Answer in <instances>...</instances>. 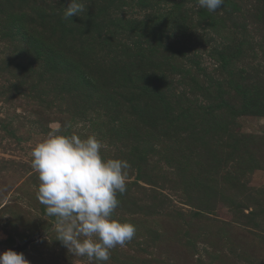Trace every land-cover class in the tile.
<instances>
[{"label":"rangeland","instance_id":"rangeland-1","mask_svg":"<svg viewBox=\"0 0 264 264\" xmlns=\"http://www.w3.org/2000/svg\"><path fill=\"white\" fill-rule=\"evenodd\" d=\"M0 0V252L97 264L55 239L32 149L59 129L126 159L103 264H264V0Z\"/></svg>","mask_w":264,"mask_h":264},{"label":"clouds","instance_id":"clouds-1","mask_svg":"<svg viewBox=\"0 0 264 264\" xmlns=\"http://www.w3.org/2000/svg\"><path fill=\"white\" fill-rule=\"evenodd\" d=\"M201 8L216 11L224 0H198ZM85 0H70L63 19L85 17ZM102 142L90 135H66L55 130L31 152V166L38 173L37 199L55 217V239L74 256L103 264L110 250L124 246L136 233L134 224L113 216L119 205L117 193L126 192V159H104ZM0 264H30L23 252H0Z\"/></svg>","mask_w":264,"mask_h":264},{"label":"water","instance_id":"water-1","mask_svg":"<svg viewBox=\"0 0 264 264\" xmlns=\"http://www.w3.org/2000/svg\"><path fill=\"white\" fill-rule=\"evenodd\" d=\"M30 242H31V241H27V242H25V243L22 244V245L14 246V247L12 248V250L17 251V252H21L22 250H24L25 248L28 247V245H29Z\"/></svg>","mask_w":264,"mask_h":264}]
</instances>
